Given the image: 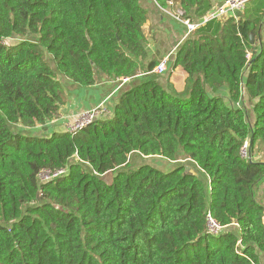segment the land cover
I'll return each instance as SVG.
<instances>
[{
  "label": "trees",
  "instance_id": "16d2710c",
  "mask_svg": "<svg viewBox=\"0 0 264 264\" xmlns=\"http://www.w3.org/2000/svg\"><path fill=\"white\" fill-rule=\"evenodd\" d=\"M138 1L0 0V264L264 262V8L181 39L177 92L151 73ZM153 1L191 20L214 3ZM98 74L132 80L109 113L46 135L61 80L89 88ZM43 170L64 172L41 183Z\"/></svg>",
  "mask_w": 264,
  "mask_h": 264
},
{
  "label": "crops",
  "instance_id": "0c3cea01",
  "mask_svg": "<svg viewBox=\"0 0 264 264\" xmlns=\"http://www.w3.org/2000/svg\"><path fill=\"white\" fill-rule=\"evenodd\" d=\"M213 2L212 6H215L219 0H213ZM145 3L147 5L143 6L147 10L148 20L144 28L150 31L152 38L154 37L151 48H148L149 46L147 44L148 61L155 60L159 63L163 57L172 52L177 43L184 37L185 33H181L178 29L182 28L184 30V27L173 21L172 17L168 14V12H173L172 6L169 9H163L156 5L154 1L152 3L150 0H146ZM195 19L198 20L199 18H194L193 20ZM167 27L170 28L172 34L175 36V42H172L170 45L166 43L167 37L165 33L167 32ZM168 64L169 66L166 72L158 76L159 83L164 87L171 86L177 92H183L186 87V74L178 68L172 69L171 60H169ZM62 80L67 94L66 104L61 108L60 119L46 125L47 130H44L45 134L53 131H64L68 123H72L78 113L98 106L105 105V109L109 113V109L115 101H113L114 96L121 89L116 90L115 84L112 83L113 79H108L101 74L96 76L95 85L89 88H82L70 81Z\"/></svg>",
  "mask_w": 264,
  "mask_h": 264
},
{
  "label": "built area",
  "instance_id": "2783aa9c",
  "mask_svg": "<svg viewBox=\"0 0 264 264\" xmlns=\"http://www.w3.org/2000/svg\"><path fill=\"white\" fill-rule=\"evenodd\" d=\"M251 0H220L215 6L212 7V9L204 15L201 19L198 20H191L187 18L182 17V12L177 10L176 13L168 12V14L172 17L173 21L179 23L182 25L185 29V35H189L190 33L194 32L199 27L203 26L209 21L212 20H222L227 18H233L235 20H238V16L244 11L246 4ZM183 37V38H184ZM182 38V39H183ZM175 48L172 50V52L169 55H166L161 59V61L154 67V69L151 71V73L156 75H162L166 72L168 69V62L170 60L171 54ZM250 54H247V58H249ZM143 74V73H142ZM142 74H139L138 76H141ZM132 79L130 78H124V77H116L112 80V83L115 84V89L119 90L120 88L124 87L125 85L129 84ZM105 109L102 106H98L89 110H86L84 112L78 113L72 123H68L66 126V130L68 132H75L77 129H81L82 127L88 125L92 121L96 119L98 115H100ZM247 143L245 142L243 148H242V156L243 157H250L247 154ZM64 171H58L56 173H51L49 171H41L38 175L39 182H45L47 180H50L54 177H57L61 174H63ZM207 219V226H208V232L209 233H217L220 229L219 225L210 217V215H206Z\"/></svg>",
  "mask_w": 264,
  "mask_h": 264
},
{
  "label": "rangeland",
  "instance_id": "374dc122",
  "mask_svg": "<svg viewBox=\"0 0 264 264\" xmlns=\"http://www.w3.org/2000/svg\"><path fill=\"white\" fill-rule=\"evenodd\" d=\"M149 1V0H148ZM139 2V5H140V7L143 9V10H145V8H144V6L143 5H147L145 2H146V0H139L138 1ZM150 2H152L153 3V0H150ZM173 7V10H174V13H176L177 12V9H178V7H176V6H172ZM246 11H247V13H249V14H252L253 12H254V10L255 9H258V8H264V0H251V1H249L247 4H246ZM172 10V9H171ZM145 11H147V10H145ZM177 23V22H176ZM179 24V23H178ZM180 25V24H179ZM180 26H182V25H180ZM183 27V26H182ZM179 29V31H181V33H185V29L183 30L182 28H178ZM144 32H145V34L148 36V48H151V46L153 45V42H154V37L152 38V36H150V35H152L151 33H150V31H147V29L146 28H144ZM165 35H166V37H167V41H166V43L168 44V45H170L172 42L174 43L175 42V36L172 34V32H171V30H170V28L169 27H167V32L165 33ZM263 36H264V27L261 29V31H260V38H263ZM50 64H52L51 62H50ZM168 66H169V64H168ZM61 82H63V80L61 81ZM21 134H23V135H30L29 134V132H20ZM50 133H48V134H46V135H49ZM35 135H40L39 133H36ZM247 152V151H246ZM253 153H254V155L252 156V158H253V161H260V160H262V158H263V155H264V147L263 146H261V145H258V146H256L255 147V150L253 151ZM178 161H183L182 159H177V162ZM148 163L149 164H153L154 166H157V167H159V168H162V169H165L164 168V166L165 165H167L165 162H161V161H159V160H150V161H148ZM169 165H173V164H169ZM175 165V164H174ZM170 166V167H171ZM189 172H190V170H189ZM111 178V175L109 174L107 177H106V179L107 180H109ZM255 190H256V196H255V199H256V201L262 206V207H264V182L263 181H260V182H258L257 184H256V187H255ZM261 264H264V262H262Z\"/></svg>",
  "mask_w": 264,
  "mask_h": 264
},
{
  "label": "water",
  "instance_id": "95a60500",
  "mask_svg": "<svg viewBox=\"0 0 264 264\" xmlns=\"http://www.w3.org/2000/svg\"><path fill=\"white\" fill-rule=\"evenodd\" d=\"M168 1H172V0H168ZM252 36H253V35L251 34L250 37H249V38H250V43H251V44H253ZM187 170L189 171V168H186V171H187Z\"/></svg>",
  "mask_w": 264,
  "mask_h": 264
}]
</instances>
